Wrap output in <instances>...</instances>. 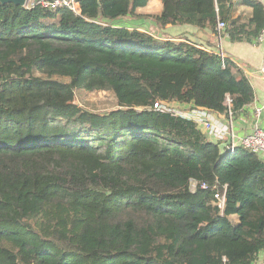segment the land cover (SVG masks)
I'll return each mask as SVG.
<instances>
[{"label":"trees","instance_id":"trees-1","mask_svg":"<svg viewBox=\"0 0 264 264\" xmlns=\"http://www.w3.org/2000/svg\"><path fill=\"white\" fill-rule=\"evenodd\" d=\"M76 1L78 13L0 2V264H253L264 161L158 107L237 117L255 96L247 75L184 36L117 21L216 32L221 20V36L256 44L264 15L233 16L234 0H162L151 14L139 13L150 0ZM79 90L111 92L117 109H84Z\"/></svg>","mask_w":264,"mask_h":264},{"label":"crops","instance_id":"crops-1","mask_svg":"<svg viewBox=\"0 0 264 264\" xmlns=\"http://www.w3.org/2000/svg\"><path fill=\"white\" fill-rule=\"evenodd\" d=\"M258 1L262 5V10H255L252 6L245 3L244 0H234L232 15L241 16L242 18L260 19L264 15V0ZM157 5L158 1L154 0L153 2H150L147 7L145 6L146 8L144 7L146 10H144V8L139 9V13H154L152 11L154 10V7H157ZM123 19H130L129 22L139 21V23H145L146 25L148 24L146 21H152L151 19L144 17H126ZM136 29L149 33L159 39L172 40L177 39L179 36H184L188 40H190L189 37L197 38V44H199L200 47L211 50L221 56L230 57L234 60L247 75L254 89V100L245 107L242 114L237 117H232V119H228L227 114L212 112L204 107L196 106L192 101H171L174 108L170 111L183 117L195 120L199 124L201 130L208 135L211 141H221L222 145L234 143V145L237 146L239 138L251 132L255 126L264 129V78L256 73V69L260 65L264 56V29L256 44H249L246 42H230L227 37L221 36L217 30L216 32H213L210 29L202 30L188 24L168 25L165 28H159L155 24V29H157V32H155L158 34L154 32L152 34V32L150 33L148 31H144L138 27ZM257 108L260 110L258 115H256L255 112ZM208 117L214 119L218 123V129L222 130L224 126L227 127V130L222 137H219L220 135L218 133L208 132L203 127L202 122ZM263 256L264 254L261 253L253 264H259Z\"/></svg>","mask_w":264,"mask_h":264},{"label":"built area","instance_id":"built-area-1","mask_svg":"<svg viewBox=\"0 0 264 264\" xmlns=\"http://www.w3.org/2000/svg\"><path fill=\"white\" fill-rule=\"evenodd\" d=\"M28 2L29 1L27 0L26 4H28ZM34 4H41L43 6H47L51 8L67 7L68 9L74 11L75 13L79 12V5L76 0H33L28 5H34ZM224 26H225L224 22L221 20H218L216 24V30L220 32V30ZM256 73L259 76L264 78V56L262 58L260 65L256 69ZM255 112H256V115H258L260 112L259 108H257ZM228 119H232V114L230 111L228 112ZM202 123H203V127L208 132L218 133L220 135L219 137H222L227 130L226 126H224L222 130L218 129L217 127L218 123L214 119H211L209 117ZM230 145H231V149L236 147L234 143L233 144L231 143ZM237 146H240L243 149H246L252 153H255L256 155H258L259 158H261L264 161V129L258 126H255L251 130V132L239 138ZM200 188H206V185L202 183L200 184ZM215 199L217 201L219 208H222L224 206V201H225V190H223L221 193H216ZM259 264H264V256L261 259Z\"/></svg>","mask_w":264,"mask_h":264},{"label":"rangeland","instance_id":"rangeland-1","mask_svg":"<svg viewBox=\"0 0 264 264\" xmlns=\"http://www.w3.org/2000/svg\"><path fill=\"white\" fill-rule=\"evenodd\" d=\"M28 1H29L28 2L29 4L33 0H28ZM153 1L154 0H151L150 2H153ZM157 1H158L157 7H154V10L152 11L154 13H158L162 9V0H157ZM28 4H25V5L27 6ZM145 8L144 10H146ZM129 20L130 19H119L117 21V24L125 25L129 29L138 27L139 29H142L144 31H148L150 33L152 32V34L153 32L154 33L157 32L156 31L157 29H155V24L152 21H146V23H148L146 25L145 23H139V21L129 22ZM74 102L78 104V106L83 107L84 109H87L89 111L99 112V113H105V112H109L111 110L117 109V100L114 94L108 91H91L90 92L86 90H79V92H77V95L74 99ZM158 106L164 110L169 109V111L174 108V105L171 102H164V101L159 102ZM196 187H197V183L195 181H192L191 188L195 189Z\"/></svg>","mask_w":264,"mask_h":264},{"label":"water","instance_id":"water-1","mask_svg":"<svg viewBox=\"0 0 264 264\" xmlns=\"http://www.w3.org/2000/svg\"><path fill=\"white\" fill-rule=\"evenodd\" d=\"M1 3H5V2H13L14 4H17V5H21V6H24L27 2V0H0ZM190 40H192L194 43H197L198 42V39L197 38H192V37H189Z\"/></svg>","mask_w":264,"mask_h":264}]
</instances>
